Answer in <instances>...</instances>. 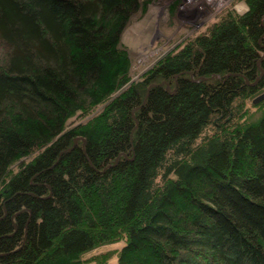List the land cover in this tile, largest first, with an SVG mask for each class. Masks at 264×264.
I'll return each instance as SVG.
<instances>
[{"label": "trees", "instance_id": "trees-1", "mask_svg": "<svg viewBox=\"0 0 264 264\" xmlns=\"http://www.w3.org/2000/svg\"><path fill=\"white\" fill-rule=\"evenodd\" d=\"M243 2L128 83L141 0H0V264L119 240L116 264H264V0Z\"/></svg>", "mask_w": 264, "mask_h": 264}, {"label": "rangeland", "instance_id": "rangeland-1", "mask_svg": "<svg viewBox=\"0 0 264 264\" xmlns=\"http://www.w3.org/2000/svg\"><path fill=\"white\" fill-rule=\"evenodd\" d=\"M141 1L142 7L130 18L120 35V45L129 56L128 83L140 80L142 74L159 58L173 52L187 39L202 32L225 10L241 14L237 6L244 4L243 0ZM262 98L264 92L253 101L246 102L249 113L247 120L258 115L251 102ZM76 121L77 118L73 120ZM122 244L123 241L119 240L99 245L83 253L80 258L88 260L86 264H116L117 253ZM100 255L104 256L96 258Z\"/></svg>", "mask_w": 264, "mask_h": 264}, {"label": "clouds", "instance_id": "clouds-1", "mask_svg": "<svg viewBox=\"0 0 264 264\" xmlns=\"http://www.w3.org/2000/svg\"><path fill=\"white\" fill-rule=\"evenodd\" d=\"M237 10L241 13V14H243V12H246L247 10H248V7H247V5L246 4H240V5H238L237 6Z\"/></svg>", "mask_w": 264, "mask_h": 264}]
</instances>
